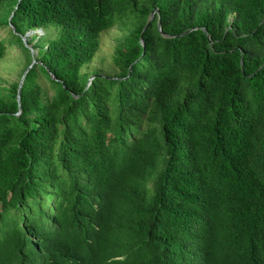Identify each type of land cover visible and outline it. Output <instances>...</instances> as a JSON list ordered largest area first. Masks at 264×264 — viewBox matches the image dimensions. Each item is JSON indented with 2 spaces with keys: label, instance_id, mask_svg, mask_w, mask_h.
<instances>
[{
  "label": "trees",
  "instance_id": "1",
  "mask_svg": "<svg viewBox=\"0 0 264 264\" xmlns=\"http://www.w3.org/2000/svg\"><path fill=\"white\" fill-rule=\"evenodd\" d=\"M3 14L54 37L0 86V264H264V0ZM115 28L118 76L82 73Z\"/></svg>",
  "mask_w": 264,
  "mask_h": 264
},
{
  "label": "rangeland",
  "instance_id": "2",
  "mask_svg": "<svg viewBox=\"0 0 264 264\" xmlns=\"http://www.w3.org/2000/svg\"><path fill=\"white\" fill-rule=\"evenodd\" d=\"M9 19V16L3 14L0 17V23ZM16 33L10 26L5 24L0 26V44H4L6 48V56L0 61V86L2 94H9L12 86L21 84L25 75L30 70L38 67L36 63L37 51L47 48L48 43L44 40L49 37V40L54 37V33L45 36L41 32L29 33L22 38L24 46L15 37ZM126 33L119 28L113 29L108 34L104 35L101 42V51L92 64L86 66L82 73L84 74H100L105 77H117L118 71L113 67L112 58L117 44L125 37ZM30 42V44L28 43ZM40 44V45H39ZM39 45V46H38ZM25 48V49H24ZM35 48V49H34ZM27 50L28 52H26ZM29 54L32 63H27L26 55ZM49 88V85H47Z\"/></svg>",
  "mask_w": 264,
  "mask_h": 264
},
{
  "label": "water",
  "instance_id": "3",
  "mask_svg": "<svg viewBox=\"0 0 264 264\" xmlns=\"http://www.w3.org/2000/svg\"><path fill=\"white\" fill-rule=\"evenodd\" d=\"M38 32H41L42 33V31H38ZM19 92H20V88H19Z\"/></svg>",
  "mask_w": 264,
  "mask_h": 264
}]
</instances>
